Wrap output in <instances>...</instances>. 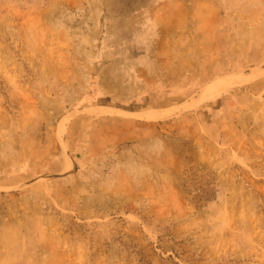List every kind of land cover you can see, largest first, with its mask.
I'll return each mask as SVG.
<instances>
[{"label": "rangeland", "instance_id": "obj_1", "mask_svg": "<svg viewBox=\"0 0 264 264\" xmlns=\"http://www.w3.org/2000/svg\"><path fill=\"white\" fill-rule=\"evenodd\" d=\"M0 264H264V0H0Z\"/></svg>", "mask_w": 264, "mask_h": 264}, {"label": "bare ground", "instance_id": "obj_2", "mask_svg": "<svg viewBox=\"0 0 264 264\" xmlns=\"http://www.w3.org/2000/svg\"><path fill=\"white\" fill-rule=\"evenodd\" d=\"M247 81V78L237 77L231 78L227 80L229 83H244ZM222 87V83H217L215 86H211L209 88L204 89L201 93L197 94L192 98V104H198L204 101L212 100L217 97L220 88ZM131 115L136 117H142L146 119H160L169 116L168 113L156 114L151 109H141V108H133L130 112Z\"/></svg>", "mask_w": 264, "mask_h": 264}]
</instances>
